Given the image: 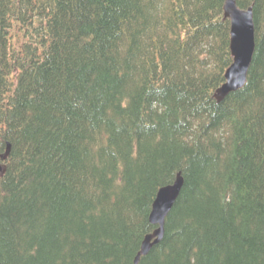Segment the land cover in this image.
Wrapping results in <instances>:
<instances>
[{
    "label": "trees",
    "instance_id": "16d2710c",
    "mask_svg": "<svg viewBox=\"0 0 264 264\" xmlns=\"http://www.w3.org/2000/svg\"><path fill=\"white\" fill-rule=\"evenodd\" d=\"M224 2L0 0V264H135L178 173L139 264H264V0L218 101Z\"/></svg>",
    "mask_w": 264,
    "mask_h": 264
},
{
    "label": "water",
    "instance_id": "95a60500",
    "mask_svg": "<svg viewBox=\"0 0 264 264\" xmlns=\"http://www.w3.org/2000/svg\"><path fill=\"white\" fill-rule=\"evenodd\" d=\"M223 8L224 17L230 20V51L233 60L226 69L224 83L215 91L214 96L218 101L246 84L256 49L253 5L241 8L237 0H225ZM8 155L9 150L3 157ZM183 183L184 179L181 173H178L173 183L158 190L149 215L150 222L157 225V228L142 241L134 260L135 264L164 238L166 218L179 198Z\"/></svg>",
    "mask_w": 264,
    "mask_h": 264
},
{
    "label": "bare ground",
    "instance_id": "6f19581e",
    "mask_svg": "<svg viewBox=\"0 0 264 264\" xmlns=\"http://www.w3.org/2000/svg\"><path fill=\"white\" fill-rule=\"evenodd\" d=\"M31 3V2H30ZM32 4V3H31ZM231 27V26H230ZM229 67V66H228ZM226 72V71H225ZM160 189V188H159ZM171 213V212H170ZM167 222V221H166ZM166 225V224H165ZM166 230V229H165ZM159 244V243H158ZM138 264H139V262H138Z\"/></svg>",
    "mask_w": 264,
    "mask_h": 264
}]
</instances>
